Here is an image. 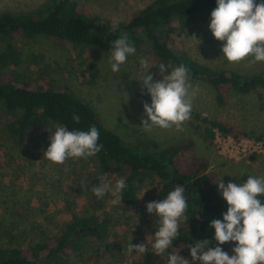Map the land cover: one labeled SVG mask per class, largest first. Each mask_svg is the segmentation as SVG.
Segmentation results:
<instances>
[{
	"label": "rangeland",
	"instance_id": "rangeland-1",
	"mask_svg": "<svg viewBox=\"0 0 264 264\" xmlns=\"http://www.w3.org/2000/svg\"><path fill=\"white\" fill-rule=\"evenodd\" d=\"M44 1L0 0V12L29 11ZM75 1L89 16L125 21L152 0ZM209 23L210 19L202 17L190 19L182 31L174 23L173 35L178 47L174 42L171 46L212 69L235 71L247 77L264 73V62H227L221 51L223 42L214 38ZM9 41L18 59L13 67L4 70L6 78H16L18 83L30 82L33 87L51 86L74 92L90 104L105 127L127 143L156 151L191 141L190 152L197 159L207 161L205 172L211 177V193L222 203L226 201L216 184L220 179L227 184L229 181L241 183L248 175L264 176V147L258 152L224 155L214 143V135L212 138L205 135L208 125L202 120H218L236 131L248 133L245 137L249 139L263 140L264 85L247 93L221 89L222 99L219 100L211 85L190 78L193 86L198 87L190 120L184 123L182 130L154 128L147 132L141 126L142 117L146 118L143 104H150L151 97L146 89L142 90L138 80L145 71L139 61L145 58L149 64H157L149 69L154 80L161 79L158 64L162 63L148 43L135 47V54L114 73L109 63L111 50L95 47L80 50L68 42L57 43L44 36L12 37ZM165 66L169 72L174 68L170 64ZM90 72L93 75L87 77ZM55 125L51 123L30 134L18 145L0 116V245L26 249L37 242L52 240L75 217L103 216L108 222L105 235L97 240L86 238L78 250L70 253L69 264H167V252L158 256L151 247L159 218L146 210L148 202L161 199L162 180L155 175L145 179L130 203L113 204L110 194L97 198L91 189L100 183L99 177L114 183L117 176L103 172L96 156L69 158L63 164L47 160L43 154ZM180 226L189 227V223L181 220ZM129 243H144L148 251L145 254L129 252ZM234 245L235 242L228 243L229 255L233 254ZM168 251L179 252L191 261L189 248L183 244H173Z\"/></svg>",
	"mask_w": 264,
	"mask_h": 264
},
{
	"label": "trees",
	"instance_id": "trees-1",
	"mask_svg": "<svg viewBox=\"0 0 264 264\" xmlns=\"http://www.w3.org/2000/svg\"><path fill=\"white\" fill-rule=\"evenodd\" d=\"M215 7L216 0H152L127 20L117 21L115 28L113 21L89 16L80 10L75 0H46L29 11L0 12V116L14 142L22 144L30 134L51 123L66 125L70 131H86L94 125L100 134L98 143L103 146L95 155L100 169L115 174L116 179L126 178L122 202H132L138 185L154 175L163 182L159 191L161 199L166 198L176 185L185 187L188 203L185 217L189 227L180 226V235L173 244H183L187 248L205 239L211 241L209 247L217 246L215 230L209 225L212 219L222 220L227 211V203H222L211 193V177L205 172L207 161L191 154V141L156 151L127 143L115 131L105 127L90 104L74 92L51 86L33 87L26 81L18 83L16 78H6L4 70L13 67L18 59L9 41L12 37L44 36L57 43L68 42L80 50L88 47L111 50V42L122 32H127L135 47L148 43L162 63L186 66L190 78L211 85L219 100L222 99L221 89L232 88L247 93L264 85V73L247 77L235 71L212 69L171 46L174 42L178 47L173 35L174 23L182 31L190 19H210ZM82 73L86 72L82 70ZM92 75L90 72L87 77ZM73 115L79 116L78 123L73 120ZM202 120L208 125L204 131L209 138L214 135L213 128L235 138L249 135L218 120ZM107 226L103 216L75 217L52 240L37 242L26 249L0 245V264H69L70 253L78 250L88 237L102 238ZM228 243L220 245L222 250L227 251Z\"/></svg>",
	"mask_w": 264,
	"mask_h": 264
},
{
	"label": "clouds",
	"instance_id": "clouds-1",
	"mask_svg": "<svg viewBox=\"0 0 264 264\" xmlns=\"http://www.w3.org/2000/svg\"><path fill=\"white\" fill-rule=\"evenodd\" d=\"M117 24L114 20V28ZM208 27L214 38L223 42L221 51L227 62H264V0H216ZM135 52L128 33L122 32L111 42L109 63L112 72H119L120 66ZM139 63L145 71L138 80L142 90L146 89L151 97L150 104H143L146 118L142 117L141 126L147 132L154 128L175 127L182 130L184 123L191 118L193 100L198 92V87L190 82L189 69L179 65L169 72L165 64L159 63L161 79L154 80L149 69L157 64H149L145 58H141ZM79 119L78 115H73L77 123ZM54 129L43 154L54 164H63L69 158L86 159L102 150L103 146L98 143L100 134L94 125L86 131H69L63 124L55 125ZM99 180L100 183L94 185L91 192L97 198L110 194L113 204L122 203L121 194L127 187L126 178H118L114 183L103 177H99ZM216 184L227 203L223 219H212L209 225L215 230L217 246L209 247L211 241L207 239L189 246L191 261L179 252L168 251L180 235L181 220H188L185 217L188 208L185 187L176 185L166 198L146 204L147 212L159 218V227L154 233L151 247L158 256L167 252V264H264V200L261 199L264 197V176L248 175L241 183L229 181L227 184L220 179ZM226 242H235L232 255L220 247ZM133 250L142 254L148 251L144 243H129L128 251Z\"/></svg>",
	"mask_w": 264,
	"mask_h": 264
},
{
	"label": "built area",
	"instance_id": "built-area-1",
	"mask_svg": "<svg viewBox=\"0 0 264 264\" xmlns=\"http://www.w3.org/2000/svg\"><path fill=\"white\" fill-rule=\"evenodd\" d=\"M214 143L219 148V152L224 155H230L231 152L245 153L258 152L264 147L263 140L249 139L245 136L233 137L232 135L223 134L218 129L214 130Z\"/></svg>",
	"mask_w": 264,
	"mask_h": 264
}]
</instances>
